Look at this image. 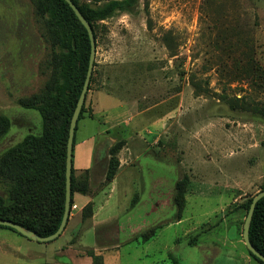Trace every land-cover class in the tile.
Returning a JSON list of instances; mask_svg holds the SVG:
<instances>
[{"label": "rangeland", "instance_id": "rangeland-1", "mask_svg": "<svg viewBox=\"0 0 264 264\" xmlns=\"http://www.w3.org/2000/svg\"><path fill=\"white\" fill-rule=\"evenodd\" d=\"M42 32L29 0H0V115L11 122L0 153L32 126L39 130L38 114L17 99L48 79ZM95 32L80 119L102 106L100 93L111 95L118 125L96 114L116 136L101 164L105 174L110 148L124 146L125 135L140 155L134 172L94 198L98 215L80 236L64 231L49 247L76 241L104 264H243L246 248L235 241L242 242L244 204L264 189V117L255 113L264 106V0H140L135 12L116 11ZM125 183L137 192L135 207ZM154 186L161 197L149 213ZM6 188L0 182V195ZM71 217L68 229L79 220ZM154 225L156 234L143 242L137 235ZM120 226L133 231L116 235Z\"/></svg>", "mask_w": 264, "mask_h": 264}, {"label": "trees", "instance_id": "trees-1", "mask_svg": "<svg viewBox=\"0 0 264 264\" xmlns=\"http://www.w3.org/2000/svg\"><path fill=\"white\" fill-rule=\"evenodd\" d=\"M29 1L33 6L35 20L43 28V41L49 47L44 66L48 79L41 91L17 99L20 108L38 114L40 127L38 130L32 126V131L21 141L0 153V182L7 186L4 195H0V220L12 221L40 237H46L57 230L64 211L67 133L85 78L90 47L86 30L64 0ZM139 1L106 0L99 5L101 0H71L90 24L95 44V26L98 22L116 11L135 12ZM91 80L92 74L89 84ZM82 112L83 105L78 120ZM255 113L264 117V106L256 108ZM10 125V120L0 115V138L7 133ZM120 148V143L110 148L112 157L102 185L109 183L116 174L119 164L116 156ZM184 187L178 199L181 209L186 191ZM73 192L86 193L88 185L85 178L77 181L72 166L71 203ZM250 201L251 198L244 204L245 213ZM91 216L92 204L88 203L82 209L81 220ZM0 228L20 235L9 227ZM158 228L154 225L137 236L145 242L156 234ZM248 238L253 248L264 256V197L258 200L253 210ZM246 252L258 264H264L247 249ZM85 253L91 257L93 264H104L102 258L92 250H86ZM171 262L178 264L174 260Z\"/></svg>", "mask_w": 264, "mask_h": 264}, {"label": "crops", "instance_id": "crops-1", "mask_svg": "<svg viewBox=\"0 0 264 264\" xmlns=\"http://www.w3.org/2000/svg\"><path fill=\"white\" fill-rule=\"evenodd\" d=\"M100 95V100L103 103L102 106L95 107L93 109V117H88L85 115L79 119L74 132L72 157L74 175L77 181H80L83 178L87 180L88 192H73L72 194L71 204L75 205V209L73 213H69L67 224L64 230L72 236L71 240H73V237L75 236H80L82 228L86 226L87 221L89 222L97 217L99 208L98 210L97 208H94V198L98 195V193H103L107 189L109 195L114 189V184L117 185V181L122 177L123 173H131L136 170L137 166L134 164L135 159H137L140 155L137 154L139 150L136 149V152L135 147L127 145V143H129L131 140L129 139L131 135H125L124 141L126 144L122 146L117 152L119 165L116 174L109 183L102 185L104 183L105 166L101 164L104 158L107 156V149L111 146L116 136L114 137L112 133L107 132L103 128V121L101 122L97 118L101 116V113L105 114L107 118H111L109 121L111 128L118 125V123L112 122V114L114 112L117 113V111H114V109L110 108L111 106L109 107L108 105V100L111 95L109 94V97L103 93H100ZM153 138L154 137L152 136L151 139ZM161 138L165 137H161L160 135L157 136L156 140L160 141ZM260 162L264 164V159H261ZM97 175L101 176L98 178ZM259 176L260 179H264L263 174H260ZM125 184L127 185L124 191L125 195L128 194V197L129 195L132 197L128 205L130 207H135L139 204V202H137L135 205H132L131 200L137 192H133V186L131 184ZM153 189H155V186ZM154 191V196H149L148 198L150 201V207H152L150 208L149 213H153V210L157 209V199L158 197L159 199L161 197L158 195V191L156 189ZM88 203L92 204V216L82 221L81 212ZM149 213H145L144 215L149 216ZM72 215L78 217L79 220L73 227L68 229L70 220H72ZM142 220L143 218L140 220L141 228L143 227ZM124 230V226L117 227L116 235L120 232L131 233L133 231L131 226H128L126 230ZM235 243L242 244L245 250V246L241 242V239H236ZM48 244L49 243L32 241L16 234L13 231L0 228V264H93L91 257L87 256L83 251L85 248L76 246V241L72 243L67 242L59 247H54L52 245L49 247ZM210 253L215 255L216 251L210 250ZM239 258L242 260L243 264H258L255 260L249 257L246 250L244 253H239Z\"/></svg>", "mask_w": 264, "mask_h": 264}, {"label": "water", "instance_id": "water-1", "mask_svg": "<svg viewBox=\"0 0 264 264\" xmlns=\"http://www.w3.org/2000/svg\"><path fill=\"white\" fill-rule=\"evenodd\" d=\"M65 3L70 7L80 24L84 27L86 30L88 40H89V57H88V65L87 70L85 74V78L83 81V85L80 91V94L78 96V99L76 101L73 113L71 115L70 121H69V127H68V133H67V140H66V156H65V194H64V211L61 218V222L57 228V230L52 233L49 236L46 237H40L36 235L33 231L28 230L12 221H6V220H0V226L9 227L16 232H18L23 237L30 239L32 241L41 242V243H47L55 240L64 230L65 225L67 223V219L70 213V205H71V168H72V150H73V138H74V132L75 127L77 124L78 116L81 111V107L84 103L86 92L88 90L90 77L93 70V63H94V56H95V40L93 36V32L91 29L90 24L85 20V18L82 16L78 8L71 2V0H64ZM262 197H264V189L257 192L250 201L243 226H242V242L245 246V248L254 255L257 259L262 261L264 263V256L259 253L257 250L253 248L251 245L249 238H248V231L250 226L251 217L253 214V210L255 208L256 203L258 200H260Z\"/></svg>", "mask_w": 264, "mask_h": 264}, {"label": "built area", "instance_id": "built-area-1", "mask_svg": "<svg viewBox=\"0 0 264 264\" xmlns=\"http://www.w3.org/2000/svg\"><path fill=\"white\" fill-rule=\"evenodd\" d=\"M73 209H75V205L71 204L70 205V211H72Z\"/></svg>", "mask_w": 264, "mask_h": 264}]
</instances>
